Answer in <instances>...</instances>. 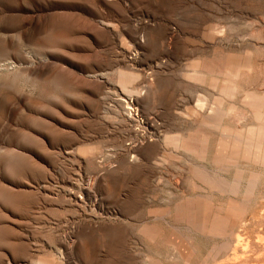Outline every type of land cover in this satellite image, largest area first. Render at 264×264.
Wrapping results in <instances>:
<instances>
[{"label": "rangeland", "instance_id": "374dc122", "mask_svg": "<svg viewBox=\"0 0 264 264\" xmlns=\"http://www.w3.org/2000/svg\"><path fill=\"white\" fill-rule=\"evenodd\" d=\"M263 95L264 0H0V264H264Z\"/></svg>", "mask_w": 264, "mask_h": 264}, {"label": "bare ground", "instance_id": "6f19581e", "mask_svg": "<svg viewBox=\"0 0 264 264\" xmlns=\"http://www.w3.org/2000/svg\"><path fill=\"white\" fill-rule=\"evenodd\" d=\"M201 78V77H200ZM235 78V77H234ZM198 80V79H197ZM237 88V87H236ZM235 87H234V85H232V86H230V87H228V88H226V87H224L223 88V93L226 95V96H228V97H232L234 94H235ZM239 95V94H238ZM241 95V94H240ZM239 95V96H240ZM253 96V95H252ZM264 96V95H263ZM243 101V100H242ZM248 104H250V105H252V106H255V107H262V106H264V98H262V99H253V100H249V103ZM260 123H261V121H260ZM259 123V124H260ZM258 124V125H259ZM262 128H263V126H261ZM250 128H254L253 126L252 127H250ZM260 128V127H259ZM262 128H260L261 130H262ZM247 129V128H246ZM261 130H252V129H250L249 130V132H247V134H248V136H247V139H246V141H244V146H245V152H246V154L247 155H249L251 152H254V157H255V160L257 159H259V156H260V147H261V143H262V139H263V133H262V131ZM241 131V130H240ZM247 131V130H246ZM246 133V132H245ZM222 137H223V139L225 140V142H227L226 141V139H227V136H226V134L225 133H223L222 134ZM245 137V136H244ZM176 139H177V137H176ZM222 142V141H221ZM240 143H242V140H241V137L240 136H236L235 138H234V142H233V148H237V145H240ZM137 145V144H136ZM244 146H243V148H244ZM239 148H240V146H239ZM222 150V149H221ZM219 152V151H218ZM264 154V153H263ZM229 155V154H228ZM253 156V155H252ZM262 158H263V155H262ZM246 159V158H245ZM264 159V158H263ZM227 160V159H226ZM230 160V159H229ZM235 161H237V160H235ZM234 161V162H235ZM261 161V160H260ZM257 162V161H256ZM255 162V163H256ZM233 163V162H232ZM209 175V174H208ZM210 176V175H209ZM213 176V175H212ZM215 180V179H214ZM216 182H217V180H215ZM219 182V181H218ZM217 182V183H218ZM222 182V181H221ZM220 183V182H219ZM218 183V186H219V189H221V190H224L225 189V187H224V184L222 185V184H219ZM225 191V190H224ZM262 214V213H261ZM260 214V215H261ZM259 215V216H260ZM264 215V214H263ZM239 220V219H238ZM262 221V220H261ZM259 222H260V220H259ZM254 223V222H253ZM251 224H252V222H251ZM255 224H257V223H255ZM260 224V223H259ZM214 227H216V226H220L221 224L220 223H216V224H212ZM263 228H264V226H263ZM261 233V232H260ZM241 238V237H240ZM239 238V239H240ZM262 239V238H261ZM243 241V240H242ZM261 241H263V240H261ZM237 243V242H236ZM261 243H263V242H261ZM237 245H239V243H237ZM237 245H235V246H237ZM240 245H241V243H240ZM239 245V246H240ZM234 246V247H235ZM242 246V245H241ZM237 248V247H236ZM236 248H234V249H236ZM246 248V247H245ZM242 250H243V248H241ZM254 250H256V249H254ZM264 250V249H263ZM236 251V250H235ZM240 251V250H239ZM257 253V252H256ZM261 254V253H260ZM259 254V255H260ZM244 255H246L245 253H244ZM238 256H242L243 257V254L242 255H238ZM235 257V256H234ZM246 257H248V256H246ZM260 257V256H259ZM233 258V257H232ZM237 257H235V259H236ZM60 259V258H59ZM225 259V258H224ZM242 259V258H241ZM244 259V258H243ZM238 260V259H237ZM236 261V260H235ZM240 261V260H239ZM227 262V261H226ZM237 262V261H236ZM227 263H229V262H227Z\"/></svg>", "mask_w": 264, "mask_h": 264}]
</instances>
